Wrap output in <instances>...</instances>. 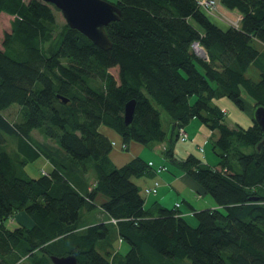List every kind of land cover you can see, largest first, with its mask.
I'll return each instance as SVG.
<instances>
[{
	"label": "trees",
	"instance_id": "1",
	"mask_svg": "<svg viewBox=\"0 0 264 264\" xmlns=\"http://www.w3.org/2000/svg\"><path fill=\"white\" fill-rule=\"evenodd\" d=\"M110 4L119 16L104 27L110 48L102 51L65 24L53 35L49 4L0 0V14L12 18L0 50V264H51V256L67 255L77 264H264L262 134L252 118L246 128L229 127L212 103L226 98L241 111L246 96L251 112L264 107V4L219 0L239 17L236 28L225 29L196 0ZM192 43L207 61L193 54ZM113 67L117 79L107 72ZM12 105L17 122L2 115ZM160 111L169 118L168 134ZM191 120L210 132L213 165L173 157L178 131ZM100 128L115 132L123 150L129 142L164 143V157L216 207L188 216L179 205L145 209L130 179L157 168L140 158L113 167ZM40 157L50 169L32 178L24 166ZM80 185L91 189L80 193ZM95 209L105 220L84 224L81 210ZM20 212L31 226L8 229ZM115 241L126 245L124 254L112 250Z\"/></svg>",
	"mask_w": 264,
	"mask_h": 264
},
{
	"label": "crops",
	"instance_id": "2",
	"mask_svg": "<svg viewBox=\"0 0 264 264\" xmlns=\"http://www.w3.org/2000/svg\"><path fill=\"white\" fill-rule=\"evenodd\" d=\"M224 10L225 9L220 6L219 11L223 12ZM226 12L228 13L227 15H230L231 13L230 11L225 10V13ZM203 13L208 18V20L217 27L221 29H225L227 27V25L224 22H221L214 14H209L208 12ZM220 99L213 100L212 102L225 113V111L220 106L222 103ZM224 103L227 104L228 102ZM166 128L167 129H165V132L168 134L170 128L168 129V126ZM99 131L108 139L110 143L114 144V146L111 147L110 153L108 154V158L113 167L120 168L130 160L134 158H140L145 163H150L153 169L159 167L165 168L164 171H161L157 174H155L153 170L149 169L143 176L130 179V181L138 188L139 194L140 189L144 186H147L152 178L157 179L159 182V187L154 196L143 197L140 194V196L143 198V206L146 199L151 197L154 198L153 203L158 204L166 209H171L175 205H179V210L182 212V214L187 216L191 215L193 211L197 212L205 209H214L216 207L211 198L207 196L194 181H192L178 167L170 163L167 158L164 157V143L156 144L151 147H144L136 143L129 142L126 144L125 150H120V146H123V143L121 138L115 132L106 128H100ZM183 132L185 133L186 141L182 143L175 142L173 145L172 154L175 161H181L188 155H192L196 159H199L202 163L207 164L204 157L203 148L207 145V142L210 139V132L196 120L189 121V123L184 126ZM31 136L33 139L37 140L32 133ZM200 148L202 149L201 152L199 151ZM201 153H203V155H201ZM41 159L44 161L49 170L50 166L47 161H45L43 158ZM90 189V185H80V188L78 187V191L80 193H84L85 191L88 192ZM19 214L20 213L15 214L7 222L6 227L8 229H12L10 226L13 224H15V226L18 225L15 223V221H19L22 224L21 225L19 223V226H23L25 228H29L31 226V221L24 214L20 216L22 217V220L18 219ZM80 217L85 221L84 224H86V222L92 224L100 220L104 221L106 215L96 209L93 211L81 210Z\"/></svg>",
	"mask_w": 264,
	"mask_h": 264
},
{
	"label": "water",
	"instance_id": "3",
	"mask_svg": "<svg viewBox=\"0 0 264 264\" xmlns=\"http://www.w3.org/2000/svg\"><path fill=\"white\" fill-rule=\"evenodd\" d=\"M49 4L62 16L65 25L78 32L91 44L102 51L110 48V42L104 32V27L118 20L119 10L104 0H39ZM264 4V0H259ZM57 98L66 103V99L60 96ZM134 101L130 100L123 106L122 121L124 125L131 122ZM252 119L262 134V140L258 145H264V107L258 106L252 112ZM51 264H77L72 255L61 257H50Z\"/></svg>",
	"mask_w": 264,
	"mask_h": 264
},
{
	"label": "rangeland",
	"instance_id": "4",
	"mask_svg": "<svg viewBox=\"0 0 264 264\" xmlns=\"http://www.w3.org/2000/svg\"><path fill=\"white\" fill-rule=\"evenodd\" d=\"M106 1H108L109 3H114L116 0H106ZM215 1L218 4L217 13H214V12H211V13H213L217 18H219V20L221 22H224L223 17H225V16L228 19H231V18H234L237 16L236 13L231 12V11H230L231 12L230 15H227L228 13L227 12L225 13V10L223 12H220L219 11V9H220L219 0H215ZM52 13L54 15L55 24H56V28L54 29V32H53V35H54L60 29V27L65 24V22L61 16V14L56 9H52ZM218 14L220 17L218 16ZM11 20H12V18L10 16L0 14V50H1V44L3 41V35L5 33L9 32V23ZM107 72L114 79H117V68L116 67L108 69ZM243 99H244V108L241 111L238 110L226 98L220 99L222 102L220 106L225 111V113H224L225 114V122L228 126L231 127V126L237 124L241 127H247L248 125L251 124V118H252L251 107H252V104L246 96H243ZM224 102H228V103L225 104ZM2 115L10 122H17L19 120L18 108L15 105H12ZM168 121H169V118L163 112L160 111V122H161L162 129L164 131H165V129H167L166 128L167 126H168V129L170 128V124ZM32 134H33V136H35V138L37 140H40V137L38 134H36L35 132H32ZM12 146L13 145H11L10 142H8V141L5 144V150L8 152V155H10L11 157H13L12 154L14 152V148ZM203 151H204V157H205L206 163L208 165H213L216 162V160H215L213 153L210 150V141L207 142V145L203 148ZM201 155H203V153H201ZM24 171L28 174V176H30L32 178H37L41 174V172L46 173L48 171V167L46 166V164L44 163V161L41 158H38L34 162L28 163L26 166H24ZM153 199L154 198H151V197L146 199V201L144 202V206H145L144 208L145 209L151 208V206L153 205ZM22 214H24V213L20 212V214L18 215L19 216L18 219L22 220V217H20V216H22ZM188 221L191 225L194 224L193 221H191V220H188ZM15 223L19 225L20 222L15 221ZM13 227H15V224L10 226V228H13ZM112 250L115 252H118L120 255H122L127 250V247L124 243L116 241L112 245Z\"/></svg>",
	"mask_w": 264,
	"mask_h": 264
},
{
	"label": "built area",
	"instance_id": "5",
	"mask_svg": "<svg viewBox=\"0 0 264 264\" xmlns=\"http://www.w3.org/2000/svg\"><path fill=\"white\" fill-rule=\"evenodd\" d=\"M196 4H197L198 9L203 11V12H208L209 14H213L211 12L217 13L218 4L216 3L215 0H196ZM218 16H219V14H218ZM223 20L227 26H231L233 28H236L238 26L239 17L236 16L234 18L228 19L225 16V17H223ZM190 48L196 57H198L199 59H201L203 61H207L205 51L197 43H192ZM185 141H186L185 133L183 132V130H179L178 131V142L182 143ZM110 146L113 147L114 144L110 143ZM123 147L124 146L121 145L120 150H123ZM161 171H162V168H157V169H155L154 173L157 174V173H160ZM41 175H45V173L41 172ZM158 187H159L158 180L155 178H152L150 180V183L147 186H144L140 189V194L143 197L154 196L157 192ZM111 223L114 224V221H111Z\"/></svg>",
	"mask_w": 264,
	"mask_h": 264
}]
</instances>
